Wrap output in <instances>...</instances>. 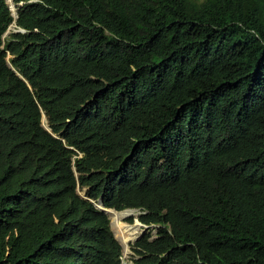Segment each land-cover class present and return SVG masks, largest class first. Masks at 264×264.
Segmentation results:
<instances>
[{
  "label": "trees",
  "instance_id": "16d2710c",
  "mask_svg": "<svg viewBox=\"0 0 264 264\" xmlns=\"http://www.w3.org/2000/svg\"><path fill=\"white\" fill-rule=\"evenodd\" d=\"M15 1L0 264H264V0Z\"/></svg>",
  "mask_w": 264,
  "mask_h": 264
},
{
  "label": "rangeland",
  "instance_id": "374dc122",
  "mask_svg": "<svg viewBox=\"0 0 264 264\" xmlns=\"http://www.w3.org/2000/svg\"><path fill=\"white\" fill-rule=\"evenodd\" d=\"M200 1H202V0H200ZM6 4L8 5V7H9V10L11 11V13L13 14V16L15 17V13H16V1L15 0H6ZM18 4H21V2L20 3H18ZM13 30H14V26L12 25L11 27H9V29L7 30V32H6V34L4 35V37H6V36H8V33H10V32H13ZM15 31V30H14ZM42 125H43V127L44 128H46L47 129V126H46V120H45V118L43 117V119H42ZM81 195H82V193H81ZM98 205V207H99V203L97 204ZM108 211H111V210H108ZM112 211H114V210H112ZM138 211H133L132 212V216H130V217H124L123 219H121V222L124 224V225H127V226H132L133 224H134V222H135V220H137L138 221ZM127 220V221H126ZM130 220V221H129ZM113 223V221L111 220V217H110V228H111V231L113 232V234H114V236H115V238L119 241V243L121 244V246H122V262H123V264H130V256L132 255V252H131V250H130V244L128 243V244H126L125 246L122 244V242L120 241V238H121V236H120V234L117 232V227H116V225L115 224H112ZM138 223H140L139 221H138ZM141 224V223H140ZM139 233H141V231L139 230V232H138V234ZM145 233H147V231L145 232ZM144 233V234H145ZM143 234V235H144ZM142 235V236H143ZM136 236H138V235H136ZM134 243V242H133Z\"/></svg>",
  "mask_w": 264,
  "mask_h": 264
},
{
  "label": "bare ground",
  "instance_id": "6f19581e",
  "mask_svg": "<svg viewBox=\"0 0 264 264\" xmlns=\"http://www.w3.org/2000/svg\"><path fill=\"white\" fill-rule=\"evenodd\" d=\"M132 212L133 211H122V212H117L112 210L110 211V217L111 220L113 221L112 224L116 225L117 227L116 230L121 236L120 241L124 246L128 244L130 241L134 240L139 232V223L137 220H135L132 226L124 225L121 222V219H123L124 217H128L129 215L132 214Z\"/></svg>",
  "mask_w": 264,
  "mask_h": 264
},
{
  "label": "clouds",
  "instance_id": "9594fccd",
  "mask_svg": "<svg viewBox=\"0 0 264 264\" xmlns=\"http://www.w3.org/2000/svg\"><path fill=\"white\" fill-rule=\"evenodd\" d=\"M13 15V14H12ZM14 17V16H13ZM14 31V30H13ZM96 205V207L98 208V209H102V210H112V209H103L102 207H101V204L99 203V207H98V205L97 204H95ZM115 211V210H114ZM124 211H135V210H124ZM110 212V211H109ZM122 212V211H121ZM139 213V212H138ZM107 214V213H106ZM108 215V214H107ZM132 215V214H131ZM109 216V215H108ZM109 219H110V216H109ZM140 224V223H139ZM144 228H146V231H147V227L146 226H144L143 224H142V227H139V230L141 231L142 229H144ZM140 234V233H139ZM139 234H138V236H139ZM138 236H136V237H138ZM142 237V236H141ZM140 238V237H139ZM137 239L135 238L134 240H132V241H130V243H133V242H135ZM129 243V244H130Z\"/></svg>",
  "mask_w": 264,
  "mask_h": 264
},
{
  "label": "water",
  "instance_id": "95a60500",
  "mask_svg": "<svg viewBox=\"0 0 264 264\" xmlns=\"http://www.w3.org/2000/svg\"><path fill=\"white\" fill-rule=\"evenodd\" d=\"M104 212H106L109 216H110V212L108 210H104ZM132 215H129L128 217H130ZM139 227H142V224H139ZM146 232V228L141 230V233L139 234L138 237H136V239H138L139 237H141L144 233Z\"/></svg>",
  "mask_w": 264,
  "mask_h": 264
}]
</instances>
